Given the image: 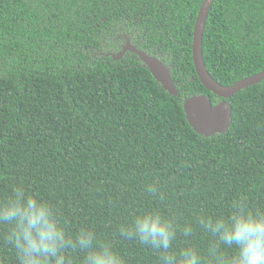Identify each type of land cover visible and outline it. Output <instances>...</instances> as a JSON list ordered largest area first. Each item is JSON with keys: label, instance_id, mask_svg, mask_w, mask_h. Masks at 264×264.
<instances>
[{"label": "trees", "instance_id": "1", "mask_svg": "<svg viewBox=\"0 0 264 264\" xmlns=\"http://www.w3.org/2000/svg\"><path fill=\"white\" fill-rule=\"evenodd\" d=\"M203 0H0V199L24 186L56 204L70 230L93 228L129 264L157 255L119 237L145 207L194 223L237 198L264 207V80L227 99L225 133L204 136L184 101L205 94L192 58ZM160 58L166 91L126 38ZM206 67L232 85L264 70V0H215L203 37ZM157 184L164 200L146 193ZM4 231L0 228V234ZM205 250L201 231L179 235ZM0 264H15L0 238Z\"/></svg>", "mask_w": 264, "mask_h": 264}, {"label": "clouds", "instance_id": "2", "mask_svg": "<svg viewBox=\"0 0 264 264\" xmlns=\"http://www.w3.org/2000/svg\"><path fill=\"white\" fill-rule=\"evenodd\" d=\"M151 198L164 200L157 184H148ZM0 234L15 264H129L115 244L91 227L70 230L58 206L24 186L0 199ZM201 231L211 238L202 250L185 241ZM118 235L150 249L158 264H264V207L252 208L245 198L230 204L227 214L201 213L194 223H181L177 214L145 207L118 226Z\"/></svg>", "mask_w": 264, "mask_h": 264}, {"label": "water", "instance_id": "3", "mask_svg": "<svg viewBox=\"0 0 264 264\" xmlns=\"http://www.w3.org/2000/svg\"><path fill=\"white\" fill-rule=\"evenodd\" d=\"M214 1L203 0L198 11L193 30L192 58L200 82L207 90L223 98V100L212 104L207 95L197 94L187 97L183 105L190 125L204 136L225 133L230 128L232 121V108L227 99L248 86L264 80V70H262L240 79L232 85H224L218 82L208 71L203 55V37L206 21ZM127 51L138 55L166 91L173 95L178 94L179 91L173 82L170 68L160 58L139 49L128 37L126 43L122 45L121 51L112 55L118 59Z\"/></svg>", "mask_w": 264, "mask_h": 264}, {"label": "flooded vegetation", "instance_id": "4", "mask_svg": "<svg viewBox=\"0 0 264 264\" xmlns=\"http://www.w3.org/2000/svg\"><path fill=\"white\" fill-rule=\"evenodd\" d=\"M126 40H127V38H126ZM126 40H125V43H126ZM122 45H124V43H123ZM122 45H121V49H122ZM120 51H121V50H120Z\"/></svg>", "mask_w": 264, "mask_h": 264}]
</instances>
